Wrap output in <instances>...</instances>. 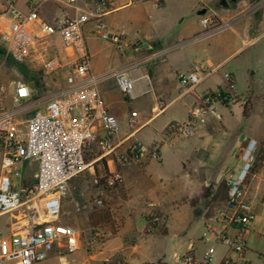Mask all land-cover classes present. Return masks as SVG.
Listing matches in <instances>:
<instances>
[{
	"label": "crops",
	"instance_id": "crops-1",
	"mask_svg": "<svg viewBox=\"0 0 264 264\" xmlns=\"http://www.w3.org/2000/svg\"><path fill=\"white\" fill-rule=\"evenodd\" d=\"M25 1H17L21 10H25ZM221 1L225 3L161 0V5L155 6L151 0H111L100 22L106 32L120 36L117 45L100 39L93 21L83 26L91 70L98 75L125 71L132 81L129 97L121 94L112 76L99 83L107 111L118 121L116 140L121 142L120 149L133 140L144 147L158 143L159 149L157 159L120 166L121 180L116 189L104 186L102 175L106 167L97 160L94 149L87 154L88 169L70 180L68 193L61 202V222L80 233V248L68 256L76 264H154L149 250L140 249L137 241L157 231L159 223L165 225L167 214L179 220L182 205L187 206L190 222L204 221L205 207L219 201H212L211 195L203 197L204 189L210 185L212 194L226 173L234 175L227 169L238 168L236 176L247 146L254 147L255 162L244 181L243 203L252 210L253 220L264 215V48L259 59L261 72L247 68V74L239 79L240 86L237 66L228 71L234 77L231 92L244 99L249 97L246 117L238 100L216 104L214 112L195 128L191 137L163 136L168 123L187 118L190 107L202 93L224 89L218 71L226 59L264 36L261 7L259 16L256 14L260 31L253 35L252 23L240 25L236 21V27L229 28L239 36L241 45L228 58L211 59L208 45L201 46L211 36H205L200 18L212 16L217 21L230 22L227 19H234L240 11L243 14L256 0H232L234 8H227ZM61 11L62 7L47 1L41 6L40 16L53 21ZM244 14L246 18L253 16L249 12ZM195 68L203 71L201 81L192 88L181 86L176 75ZM157 101L164 103L163 109L158 108ZM131 113L140 117L133 131L127 125ZM95 179H99V184H95ZM138 223L142 224L140 232L136 229ZM202 232L203 226L198 238ZM248 233L249 229L244 241ZM166 235L167 228L163 237ZM194 247L199 249V243ZM248 253L247 248V259Z\"/></svg>",
	"mask_w": 264,
	"mask_h": 264
},
{
	"label": "built area",
	"instance_id": "built-area-1",
	"mask_svg": "<svg viewBox=\"0 0 264 264\" xmlns=\"http://www.w3.org/2000/svg\"><path fill=\"white\" fill-rule=\"evenodd\" d=\"M18 0H0V69L8 60L35 66L33 79H0V216L7 215L4 233L0 230V264H36L51 256L58 264H76L68 256L80 246V233L60 222L61 202L70 180L88 169L87 154L94 152L106 167L104 186L116 189L121 180L118 168L142 159L158 158V143L144 147L133 140L123 150L116 140L119 125L108 113L99 92V83L112 76L124 97H129L132 81L125 71L98 75L91 70L83 26L93 21L100 39L119 44L120 36L105 31L100 18L111 0H26L25 10ZM51 1L63 11L53 21L40 16L41 6ZM143 1V0H135ZM155 6L161 0H151ZM69 9L70 12L68 10ZM205 36L231 26L212 16L201 17ZM203 71L178 73L177 82L192 88ZM224 89L202 93L190 107L188 116L170 122L165 137H191L203 125L214 105L245 99L234 95V77L222 73ZM35 101H40L35 104ZM29 114L22 116L24 105ZM159 109L164 103L157 101ZM140 117L131 113L128 127L137 128ZM33 161L31 179L20 185L19 166ZM242 167L234 176L226 173V197L206 206L199 249L189 244L185 252L173 256L171 264H249L244 235L254 214L244 203L245 178L255 162L254 147H246ZM109 167L111 168L109 170ZM17 175L14 186L11 175ZM95 179V184H99ZM154 264H166L156 262Z\"/></svg>",
	"mask_w": 264,
	"mask_h": 264
},
{
	"label": "rangeland",
	"instance_id": "rangeland-1",
	"mask_svg": "<svg viewBox=\"0 0 264 264\" xmlns=\"http://www.w3.org/2000/svg\"><path fill=\"white\" fill-rule=\"evenodd\" d=\"M227 8H234V3L232 0H225ZM148 3L145 4V6ZM261 7H264V0H256L252 2L246 10L238 12L234 19L230 20L231 26L236 27V21L240 25L244 23H252L254 28L253 35L257 34L260 29L257 27V21L262 10ZM251 13L252 17H245L244 13ZM258 16H257V15ZM256 15V16H255ZM256 19V20H255ZM259 26V25H258ZM207 51L209 56L213 60H223L228 58V56L235 51L240 45L241 41L237 34L233 32L231 28L224 29L214 35H211L210 40L206 44H202V47L207 46ZM264 48V36L258 40L254 45L243 46L237 53L226 59L223 66L219 69L218 73L222 76V73L225 71L234 70L236 67V75L238 77V86H240L239 79L242 76H245L247 73V68L257 70L261 72L259 59L263 54ZM3 58L0 52V60ZM264 73V71H262ZM37 75V69L34 66L28 65L24 66L22 64H16L12 60H8L7 63L0 69V79L3 81L11 80L14 77L20 76L26 80L33 79ZM263 100V99H262ZM40 101H35L37 104ZM32 104L24 105L25 111L22 116L25 117L29 114L27 109L31 107ZM20 174V185H25L32 177L34 171V162L28 161L20 165L19 168ZM232 170L234 175L237 173L238 168L236 169H227V171ZM206 208V207H205ZM206 210V209H205ZM181 216L179 220L173 214H167L165 219V225L163 222L157 225V231H152L151 234L146 236L144 239L138 240L139 248H147L149 250L150 259L153 262H158V260L165 263H172L173 254H181L185 251L186 245L188 243L198 244V235L203 226V221L199 219H194L193 222H190V216L187 209V206L182 205ZM7 221V215L0 216V230L4 233L5 222ZM61 222V220H60ZM142 224L138 223L136 229L138 232L141 231ZM165 226L167 228V235L163 237ZM96 228H94L95 230ZM249 233L245 236V245L249 249L248 259L250 260L249 264H264V215L256 216L252 222L248 224ZM13 264V263H6ZM36 264H58L56 258H50L48 260L36 263Z\"/></svg>",
	"mask_w": 264,
	"mask_h": 264
},
{
	"label": "trees",
	"instance_id": "trees-1",
	"mask_svg": "<svg viewBox=\"0 0 264 264\" xmlns=\"http://www.w3.org/2000/svg\"><path fill=\"white\" fill-rule=\"evenodd\" d=\"M238 98V97H237ZM250 110V101L249 97L245 98L244 103H242V114L243 116H247ZM253 169V168H252ZM226 192H227V187L224 181H220L215 189V191L211 194V186L209 185L206 187L203 191L202 196L203 197H208L211 195V200L216 201V200H222L226 197ZM199 210H195V213H198Z\"/></svg>",
	"mask_w": 264,
	"mask_h": 264
},
{
	"label": "water",
	"instance_id": "water-1",
	"mask_svg": "<svg viewBox=\"0 0 264 264\" xmlns=\"http://www.w3.org/2000/svg\"><path fill=\"white\" fill-rule=\"evenodd\" d=\"M222 4H225L224 1H221ZM11 178H12V182H13V185L15 186L17 184V175L16 174H12L11 175Z\"/></svg>",
	"mask_w": 264,
	"mask_h": 264
}]
</instances>
